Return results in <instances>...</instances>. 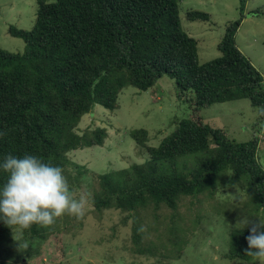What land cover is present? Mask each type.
I'll return each mask as SVG.
<instances>
[{
    "label": "trees",
    "instance_id": "1",
    "mask_svg": "<svg viewBox=\"0 0 264 264\" xmlns=\"http://www.w3.org/2000/svg\"><path fill=\"white\" fill-rule=\"evenodd\" d=\"M246 1L239 0V18L226 25L217 44L220 57L200 63L198 41L182 28L179 0H36L32 28L8 29L24 42V50L0 48V131L7 132L0 138V161L9 153L36 155L61 166L73 190L88 170L71 163L68 154L102 147L107 138L101 127L79 134L82 117L96 105L113 112L125 87L147 91L165 76L173 82L176 99L188 104V117L174 120L175 129L157 147L148 145L146 130L130 131L139 153L147 158L118 171L89 173L91 210L116 211L124 226L131 220L130 238L138 255L148 250L142 244V219L134 216L155 215L161 207L175 211L182 197L206 193L214 198L219 190L233 189L264 213L260 127L252 128L247 141L236 142L201 116L214 104L238 100L264 109V79L235 42ZM248 14L264 16V10ZM185 16L188 21L210 20L209 14L198 11ZM258 119L263 121L264 115ZM191 155H196L194 160L179 163ZM6 179L0 171V186ZM82 218L66 214L50 227L34 224L20 230L19 240L14 239L16 227L0 221V264L39 263L28 260L34 245L51 240L60 230L81 226ZM247 235L248 227L232 231L223 259L254 261L243 253ZM24 244L28 249L23 256L18 248Z\"/></svg>",
    "mask_w": 264,
    "mask_h": 264
},
{
    "label": "rangeland",
    "instance_id": "2",
    "mask_svg": "<svg viewBox=\"0 0 264 264\" xmlns=\"http://www.w3.org/2000/svg\"><path fill=\"white\" fill-rule=\"evenodd\" d=\"M178 6L182 28L198 41L199 62L220 57L217 44L226 25L239 18V0H179ZM36 9V0H0V48L13 53L24 50V42L9 35L8 29L30 30ZM255 9L264 10V0L246 1L245 18L236 33L235 42L264 79V16L248 14ZM188 11L209 14L210 20L188 21L185 16ZM117 103L118 107L113 112L94 106L91 114L82 117L78 125L79 134L85 129L106 128L107 138L102 147L84 148L68 154L71 163L88 170L79 178V184L73 186L72 192L77 198L82 193L92 196L89 173L118 171L146 160V153L145 158L141 156L129 135L130 131L146 130L148 145L157 147L175 129L173 121L186 119L190 112L185 101L176 99L173 82L165 76L147 91L125 87ZM259 114L260 111L252 108L247 100L214 104L201 111L206 123L226 131L236 142L247 141L252 128L258 125V159L264 167V120L259 121ZM195 156L182 157L179 163L194 160ZM192 163L190 161V165ZM69 170L72 176L77 174L72 166ZM225 188L224 183L222 189ZM91 208L90 201L81 226L68 232L60 230L51 240L34 245L33 256L28 260L39 262L37 264H256L255 261L222 257L228 252L231 232L246 228L243 221L264 222V213L238 190H219L214 198L206 193L186 196L180 199L175 211L161 207L155 215L153 212H147L145 216L136 214L133 219H142V244L150 251L145 255L133 252L131 220L124 226L121 222L123 216L116 211L94 214ZM15 233V240L22 239L18 227ZM27 245L18 248L23 250L20 255L26 254Z\"/></svg>",
    "mask_w": 264,
    "mask_h": 264
},
{
    "label": "clouds",
    "instance_id": "3",
    "mask_svg": "<svg viewBox=\"0 0 264 264\" xmlns=\"http://www.w3.org/2000/svg\"><path fill=\"white\" fill-rule=\"evenodd\" d=\"M260 114L264 115V109ZM6 135L0 131V138ZM0 171L7 174L0 186V221L10 228L23 231L34 224L50 227L66 214L80 219L90 206V194L82 193L77 198L61 166L36 155L18 157L9 153L0 161ZM242 223L248 227L244 255L252 257L256 264H264V222L247 219Z\"/></svg>",
    "mask_w": 264,
    "mask_h": 264
}]
</instances>
